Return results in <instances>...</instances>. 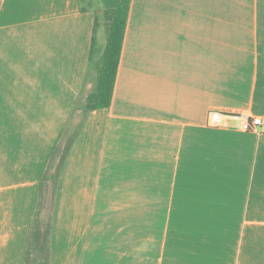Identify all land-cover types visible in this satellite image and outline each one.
Returning a JSON list of instances; mask_svg holds the SVG:
<instances>
[{"label":"crops","instance_id":"crops-1","mask_svg":"<svg viewBox=\"0 0 264 264\" xmlns=\"http://www.w3.org/2000/svg\"><path fill=\"white\" fill-rule=\"evenodd\" d=\"M90 1L0 0V264L26 263L70 122L50 264H264V130L209 126L264 118V0H132L112 104L85 115L94 8L122 0Z\"/></svg>","mask_w":264,"mask_h":264},{"label":"trees","instance_id":"trees-1","mask_svg":"<svg viewBox=\"0 0 264 264\" xmlns=\"http://www.w3.org/2000/svg\"><path fill=\"white\" fill-rule=\"evenodd\" d=\"M90 2L93 3V0ZM131 4L132 0H122L114 9L103 10L99 5L94 8L96 18L90 52V67L94 68L95 81L94 88L87 96L83 106L85 115L95 110L107 109L112 104ZM102 19L106 24V46L102 55L97 58V33ZM82 125L83 123H80L74 128L71 122L68 124L59 143L54 148L49 164L39 182L38 207L30 229L25 264H50L51 212L62 169ZM48 205H50L48 220L44 222L42 216Z\"/></svg>","mask_w":264,"mask_h":264},{"label":"built area","instance_id":"built-area-1","mask_svg":"<svg viewBox=\"0 0 264 264\" xmlns=\"http://www.w3.org/2000/svg\"><path fill=\"white\" fill-rule=\"evenodd\" d=\"M209 126L261 132L264 130V118L250 117L244 113L212 112L209 117Z\"/></svg>","mask_w":264,"mask_h":264},{"label":"rangeland","instance_id":"rangeland-1","mask_svg":"<svg viewBox=\"0 0 264 264\" xmlns=\"http://www.w3.org/2000/svg\"><path fill=\"white\" fill-rule=\"evenodd\" d=\"M101 47H102V46H101ZM49 206H50V205H48V206L46 207V209L44 210L43 216H42L44 222H47V220H48Z\"/></svg>","mask_w":264,"mask_h":264}]
</instances>
